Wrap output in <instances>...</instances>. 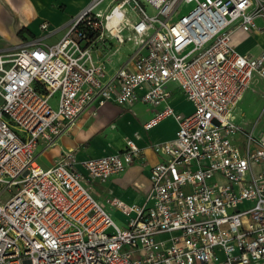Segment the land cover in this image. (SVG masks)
Returning <instances> with one entry per match:
<instances>
[{
	"label": "built area",
	"instance_id": "built-area-1",
	"mask_svg": "<svg viewBox=\"0 0 264 264\" xmlns=\"http://www.w3.org/2000/svg\"><path fill=\"white\" fill-rule=\"evenodd\" d=\"M258 15L264 0H90L54 43L42 39L61 27L43 22L1 53L0 264H264V130L242 131L234 114L264 78V52L231 43ZM172 86L190 112L174 109ZM138 101L160 106L146 130L177 122L152 144L160 160L143 202L104 204L91 184L145 160L139 132L118 151L39 163L86 109Z\"/></svg>",
	"mask_w": 264,
	"mask_h": 264
},
{
	"label": "crops",
	"instance_id": "crops-1",
	"mask_svg": "<svg viewBox=\"0 0 264 264\" xmlns=\"http://www.w3.org/2000/svg\"><path fill=\"white\" fill-rule=\"evenodd\" d=\"M89 1L0 0V54L12 52L22 40L42 35L45 32L40 27L43 22L49 23L47 31L57 26L61 27L42 39L49 44L54 43L65 32L68 21ZM231 43L237 51L249 57L263 53L264 15L255 17V26L250 30L235 29L231 34ZM118 56L121 60L124 57L121 54ZM173 92L171 103L174 109L182 113L190 112L192 109L184 111L178 107V100L188 102L180 91L174 88ZM159 108L160 106L154 107L138 101L127 107L107 102L99 107L95 114H92V108L86 109L79 115L76 126L69 133L61 135L56 145L40 155H45L48 162L39 163L42 166L51 165L62 150L73 151L78 159L118 151L124 148V140L127 137L139 132L140 137L136 142L141 147L145 160L134 162L124 171L108 178L109 181L103 189L111 191L114 194L112 197L104 196L103 191H94L93 183L92 190L104 204H108L107 201L112 198L120 199L125 203H141L151 188L150 168L160 160L152 144L174 138L177 129V122L172 116L165 117L148 130L143 127ZM234 110L235 122L242 131L259 134L264 130V78L256 76L252 80ZM165 122L172 125L163 127ZM83 143L86 145L80 148Z\"/></svg>",
	"mask_w": 264,
	"mask_h": 264
},
{
	"label": "rangeland",
	"instance_id": "rangeland-1",
	"mask_svg": "<svg viewBox=\"0 0 264 264\" xmlns=\"http://www.w3.org/2000/svg\"><path fill=\"white\" fill-rule=\"evenodd\" d=\"M182 7H183V9H185V10H183L182 12H184V11H186L187 9H190L191 7H192V4H183L182 5ZM133 44L134 43H132V41H126L124 44H122L121 45V47H120V50H119V53L121 54V55H123V56H125L127 53H130V51H131V48L133 47ZM1 55V54H0ZM57 96H58V94L57 93H55L54 94V96L50 99V103H51V105H52V107L53 108H56V105H58L57 104ZM178 107L179 108H181L182 110H184V111H190V109H192V107H191V105H190V103H188V102H184V101H182L181 99L180 100H178ZM90 122V121H89ZM162 123V122H161ZM160 123V124H161ZM169 125H172V124H170V123H168V122H165L164 123V125H163V127H165V126H169ZM162 127V126H161ZM83 145H86V143H83V144H81L80 145V148H82L81 146H83ZM38 161L42 164V163H47L48 161H47V159H46V156L45 155H42V156H39L38 157ZM109 180H107L106 182H101V181H98V180H94V181H91V184L93 183V186H95V189H94V191H99L100 190V192L101 191H103V194H104V196H108V197H112L114 194L111 192V191H109L108 189H103V187L106 185V183L108 182ZM113 218H115L114 220L119 224V225H121L122 226V224H123V218L116 212V211H114L113 212Z\"/></svg>",
	"mask_w": 264,
	"mask_h": 264
},
{
	"label": "bare ground",
	"instance_id": "bare-ground-1",
	"mask_svg": "<svg viewBox=\"0 0 264 264\" xmlns=\"http://www.w3.org/2000/svg\"><path fill=\"white\" fill-rule=\"evenodd\" d=\"M116 24H117V20L115 18L112 19V20H109L108 23H107V25L109 26V28L112 27V25L114 26Z\"/></svg>",
	"mask_w": 264,
	"mask_h": 264
}]
</instances>
